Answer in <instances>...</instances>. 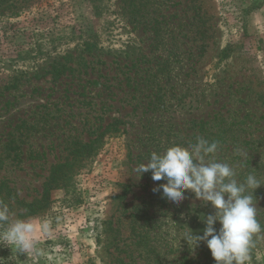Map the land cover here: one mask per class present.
<instances>
[{
    "label": "rangeland",
    "instance_id": "374dc122",
    "mask_svg": "<svg viewBox=\"0 0 264 264\" xmlns=\"http://www.w3.org/2000/svg\"><path fill=\"white\" fill-rule=\"evenodd\" d=\"M198 137L238 182L260 178L249 264H264V0H0V200L37 241L0 242V264H215L185 240L211 204L135 172ZM75 139L96 143L75 157Z\"/></svg>",
    "mask_w": 264,
    "mask_h": 264
},
{
    "label": "clouds",
    "instance_id": "9594fccd",
    "mask_svg": "<svg viewBox=\"0 0 264 264\" xmlns=\"http://www.w3.org/2000/svg\"><path fill=\"white\" fill-rule=\"evenodd\" d=\"M217 148L216 142L198 137L195 144L187 147L174 145L162 154L152 152L150 159L140 163L135 172L142 176L151 171L154 181H166L153 191L162 189L163 196L176 204L185 199L186 190L194 193L197 199L210 203L215 212L205 216L203 234L193 235L190 230L185 240L192 241L194 248L205 242L215 264H249L253 236L262 230L253 203L255 190L262 183L252 174L238 182L235 169L229 164L205 160ZM11 215L8 204L0 200V225H7L0 232V242L21 253L33 250L37 243L32 235L34 224L21 219L9 223Z\"/></svg>",
    "mask_w": 264,
    "mask_h": 264
},
{
    "label": "trees",
    "instance_id": "16d2710c",
    "mask_svg": "<svg viewBox=\"0 0 264 264\" xmlns=\"http://www.w3.org/2000/svg\"><path fill=\"white\" fill-rule=\"evenodd\" d=\"M70 75V74H68ZM60 77V76H59ZM96 140H98L96 138ZM78 147L77 152H75V157L78 156V154H80L83 150H88L91 147H93V145L96 143V141H89V142H83L80 140H76L74 141ZM71 165L67 164L66 165H59L56 167H53L50 176L48 177V180L45 184V189H44V193L42 195V200L40 202L41 205H44V203H46L49 200L50 197V191L55 190L57 188H60L62 186V184L66 181L67 177H68V172L66 173L67 169H69ZM72 167V166H71ZM246 171H244V173H246ZM258 180L260 179L259 177L257 178ZM261 190L256 189L255 193L256 195L258 193H260ZM35 213V212H33Z\"/></svg>",
    "mask_w": 264,
    "mask_h": 264
}]
</instances>
